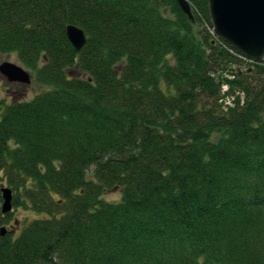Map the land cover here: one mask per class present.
<instances>
[{"label":"trees","instance_id":"16d2710c","mask_svg":"<svg viewBox=\"0 0 264 264\" xmlns=\"http://www.w3.org/2000/svg\"><path fill=\"white\" fill-rule=\"evenodd\" d=\"M187 2L0 0V54L43 87L0 101V186L43 216L0 264H264V61Z\"/></svg>","mask_w":264,"mask_h":264},{"label":"water","instance_id":"95a60500","mask_svg":"<svg viewBox=\"0 0 264 264\" xmlns=\"http://www.w3.org/2000/svg\"><path fill=\"white\" fill-rule=\"evenodd\" d=\"M211 26V35L255 64L264 61V0H205ZM181 12L193 20L187 0H175ZM65 35L72 48L79 52L86 43L84 32L74 25L65 27ZM0 75L10 83L29 85L30 77L21 67L4 62ZM1 214L12 210V191L0 187ZM7 233L0 228V236Z\"/></svg>","mask_w":264,"mask_h":264},{"label":"rangeland","instance_id":"374dc122","mask_svg":"<svg viewBox=\"0 0 264 264\" xmlns=\"http://www.w3.org/2000/svg\"><path fill=\"white\" fill-rule=\"evenodd\" d=\"M4 62H8L21 67L28 73L30 77L29 85H21L18 83L7 82L6 79L0 75V101H2L4 104H10L19 101H29L33 98V96L43 91V87L37 86L33 83L31 73H29L22 65L19 64L16 56L13 53L0 54V64ZM72 75L83 77V75L81 73H78L76 70H73ZM90 171H92V169H90L88 172ZM1 187L5 186L1 185ZM119 198L120 193L118 191H112L102 196V200L107 203L117 202ZM42 217V215H36L35 213L29 210H25L23 208L14 209L12 207L10 220L5 225V228L8 231L11 230L10 234L13 236V238H16L19 232L28 222Z\"/></svg>","mask_w":264,"mask_h":264},{"label":"flooded vegetation","instance_id":"af4514ba","mask_svg":"<svg viewBox=\"0 0 264 264\" xmlns=\"http://www.w3.org/2000/svg\"><path fill=\"white\" fill-rule=\"evenodd\" d=\"M0 187H1V186H0ZM0 200H1V199H0ZM9 213H11V212H9ZM0 214H1V212H0ZM1 215L3 216V214H1ZM3 227L5 228V226H3ZM0 228H1V227H0ZM10 231H11V230H9V231L7 230V233L10 234V233H11ZM10 235H11V234H10Z\"/></svg>","mask_w":264,"mask_h":264},{"label":"built area","instance_id":"2783aa9c","mask_svg":"<svg viewBox=\"0 0 264 264\" xmlns=\"http://www.w3.org/2000/svg\"><path fill=\"white\" fill-rule=\"evenodd\" d=\"M222 90L225 91L226 90V87H223ZM228 104H230L229 101H228Z\"/></svg>","mask_w":264,"mask_h":264}]
</instances>
